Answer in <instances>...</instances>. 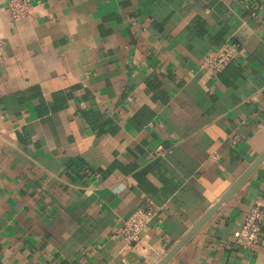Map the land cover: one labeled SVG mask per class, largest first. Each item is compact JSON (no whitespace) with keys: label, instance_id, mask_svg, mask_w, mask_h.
I'll use <instances>...</instances> for the list:
<instances>
[{"label":"crops","instance_id":"obj_1","mask_svg":"<svg viewBox=\"0 0 264 264\" xmlns=\"http://www.w3.org/2000/svg\"><path fill=\"white\" fill-rule=\"evenodd\" d=\"M31 1L0 0V264H156L264 151V0ZM255 204L264 159L165 264H264V222L235 243Z\"/></svg>","mask_w":264,"mask_h":264},{"label":"built area","instance_id":"obj_2","mask_svg":"<svg viewBox=\"0 0 264 264\" xmlns=\"http://www.w3.org/2000/svg\"><path fill=\"white\" fill-rule=\"evenodd\" d=\"M5 6L13 20L30 17L32 14L33 3L31 0H6ZM258 7L260 5H253L252 14H255L254 12ZM5 46V40L0 37V62L5 57ZM237 49L236 42L226 41L203 60L202 66L210 75H216L233 59ZM164 151V147L158 146L154 149V155H161ZM155 213L156 211L151 207L148 199L143 200L126 218L121 220L114 235L123 241L126 248H135L141 241L142 230ZM263 222L264 208L258 204L251 206L244 215L235 243L252 252L260 241V231Z\"/></svg>","mask_w":264,"mask_h":264},{"label":"water","instance_id":"obj_3","mask_svg":"<svg viewBox=\"0 0 264 264\" xmlns=\"http://www.w3.org/2000/svg\"><path fill=\"white\" fill-rule=\"evenodd\" d=\"M264 159V151L259 155V157L253 162V164L229 187V189L222 195L217 203L210 207L202 217L195 223V225L190 229V231L166 254L162 259L156 264H165L171 256L182 246V244L190 237L196 229L212 214V212L217 208L220 202L224 201L229 197L246 179L250 172Z\"/></svg>","mask_w":264,"mask_h":264}]
</instances>
